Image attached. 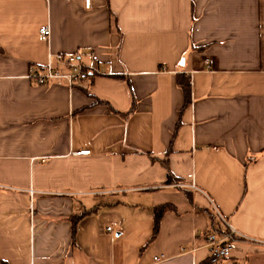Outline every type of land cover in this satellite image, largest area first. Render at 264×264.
<instances>
[{"label": "crops", "instance_id": "obj_1", "mask_svg": "<svg viewBox=\"0 0 264 264\" xmlns=\"http://www.w3.org/2000/svg\"><path fill=\"white\" fill-rule=\"evenodd\" d=\"M213 205L264 264V0H0V264H210Z\"/></svg>", "mask_w": 264, "mask_h": 264}, {"label": "built area", "instance_id": "obj_2", "mask_svg": "<svg viewBox=\"0 0 264 264\" xmlns=\"http://www.w3.org/2000/svg\"><path fill=\"white\" fill-rule=\"evenodd\" d=\"M87 9L91 7V0H85ZM51 36L49 26L40 29V37L43 41H48ZM51 61L43 68L31 67L29 70V78L36 84L46 86L50 83H64L70 88L84 87L89 83L92 77L97 73L94 66L83 63L78 55L54 54L50 56ZM90 150L76 152V156L90 155ZM190 188L195 189L192 185ZM31 193H34L33 190ZM215 207V206H213ZM216 217L218 218L224 234L218 232H210L206 236V248L209 252L210 264H220L226 259H230L234 250L235 242L232 238H245L238 230L231 227L226 219L216 209ZM111 231V228H108ZM182 251H185L182 249ZM166 259L163 256L154 258L155 264H163Z\"/></svg>", "mask_w": 264, "mask_h": 264}, {"label": "trees", "instance_id": "obj_3", "mask_svg": "<svg viewBox=\"0 0 264 264\" xmlns=\"http://www.w3.org/2000/svg\"><path fill=\"white\" fill-rule=\"evenodd\" d=\"M177 84L178 86L182 89L184 96H185V107H187L190 102H191V84H190V80L188 78H186L185 76H178L177 78ZM170 183L173 182H177V180L171 175L169 174V180ZM169 209L168 206H162L159 208H155L154 210V222H155V228L156 231L159 228L160 225V221L163 217V215L165 214V212ZM211 220V224L213 227H215V232H218L220 234H224V230L222 229V227L220 226V224L218 225V221L216 219V216L214 213L211 214L210 217ZM74 225H75V221H74ZM234 241L236 240V238H232ZM1 264H6L5 262L1 263Z\"/></svg>", "mask_w": 264, "mask_h": 264}, {"label": "rangeland", "instance_id": "obj_4", "mask_svg": "<svg viewBox=\"0 0 264 264\" xmlns=\"http://www.w3.org/2000/svg\"><path fill=\"white\" fill-rule=\"evenodd\" d=\"M213 206H214V205H213ZM213 206H212V211H213L212 213H214V214L216 215V209H217V208H216V207H213ZM220 213H221V212H220Z\"/></svg>", "mask_w": 264, "mask_h": 264}]
</instances>
